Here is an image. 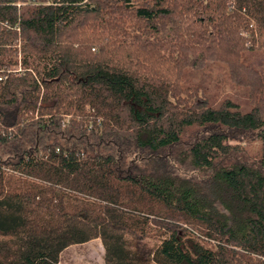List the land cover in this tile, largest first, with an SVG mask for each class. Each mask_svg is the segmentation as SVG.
Listing matches in <instances>:
<instances>
[{
	"label": "trees",
	"instance_id": "trees-1",
	"mask_svg": "<svg viewBox=\"0 0 264 264\" xmlns=\"http://www.w3.org/2000/svg\"><path fill=\"white\" fill-rule=\"evenodd\" d=\"M0 148V264H264V0H0Z\"/></svg>",
	"mask_w": 264,
	"mask_h": 264
},
{
	"label": "rangeland",
	"instance_id": "rangeland-1",
	"mask_svg": "<svg viewBox=\"0 0 264 264\" xmlns=\"http://www.w3.org/2000/svg\"><path fill=\"white\" fill-rule=\"evenodd\" d=\"M59 264H104L101 240L92 239L83 244L67 247L60 255Z\"/></svg>",
	"mask_w": 264,
	"mask_h": 264
}]
</instances>
